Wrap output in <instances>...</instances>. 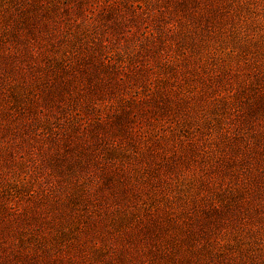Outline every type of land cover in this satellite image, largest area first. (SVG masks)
Segmentation results:
<instances>
[{
  "label": "rangeland",
  "instance_id": "rangeland-1",
  "mask_svg": "<svg viewBox=\"0 0 264 264\" xmlns=\"http://www.w3.org/2000/svg\"><path fill=\"white\" fill-rule=\"evenodd\" d=\"M0 264H264V0H0Z\"/></svg>",
  "mask_w": 264,
  "mask_h": 264
},
{
  "label": "trees",
  "instance_id": "trees-1",
  "mask_svg": "<svg viewBox=\"0 0 264 264\" xmlns=\"http://www.w3.org/2000/svg\"><path fill=\"white\" fill-rule=\"evenodd\" d=\"M139 8H141V6L139 5L138 6ZM88 15V14H87ZM57 19H59V18H57ZM58 20H56L55 21V24H54V27H56V25L58 24ZM48 28H49V23H48ZM48 28H47V30L46 31H48ZM168 29V31L169 32H174L175 31V27H168L167 28ZM132 29L131 28H128L127 29V33L126 34H124V37H128L129 35H130V31H131ZM111 61H112V57H111V55H106L104 58H103V60H101V62L99 63V67H101V68H107V66H109V64L111 63ZM125 70V66H123V67H121V68H118V71H124ZM149 70H152V68H149ZM118 80L119 81H123V80H125V77L124 76H120L119 78H118Z\"/></svg>",
  "mask_w": 264,
  "mask_h": 264
}]
</instances>
